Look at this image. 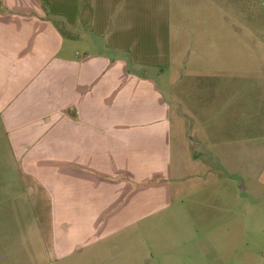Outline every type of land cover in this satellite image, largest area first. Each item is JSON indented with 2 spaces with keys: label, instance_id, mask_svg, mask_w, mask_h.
Returning <instances> with one entry per match:
<instances>
[{
  "label": "crops",
  "instance_id": "1",
  "mask_svg": "<svg viewBox=\"0 0 264 264\" xmlns=\"http://www.w3.org/2000/svg\"><path fill=\"white\" fill-rule=\"evenodd\" d=\"M196 1L0 0V264L99 259L104 241L139 236L130 229L168 205L157 74ZM258 2L216 0L220 29L238 31Z\"/></svg>",
  "mask_w": 264,
  "mask_h": 264
},
{
  "label": "rangeland",
  "instance_id": "2",
  "mask_svg": "<svg viewBox=\"0 0 264 264\" xmlns=\"http://www.w3.org/2000/svg\"><path fill=\"white\" fill-rule=\"evenodd\" d=\"M201 3L157 74L171 110V200L130 229L139 236L106 240L99 259L77 264H145L146 247L152 264H264V0L245 5L238 31L220 29L221 3Z\"/></svg>",
  "mask_w": 264,
  "mask_h": 264
},
{
  "label": "trees",
  "instance_id": "3",
  "mask_svg": "<svg viewBox=\"0 0 264 264\" xmlns=\"http://www.w3.org/2000/svg\"><path fill=\"white\" fill-rule=\"evenodd\" d=\"M0 13L2 15L8 14V11L2 6L1 2H0Z\"/></svg>",
  "mask_w": 264,
  "mask_h": 264
}]
</instances>
